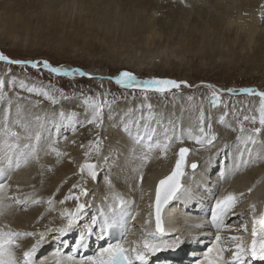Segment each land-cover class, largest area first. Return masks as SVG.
Masks as SVG:
<instances>
[{
	"label": "bare ground",
	"instance_id": "bare-ground-1",
	"mask_svg": "<svg viewBox=\"0 0 264 264\" xmlns=\"http://www.w3.org/2000/svg\"><path fill=\"white\" fill-rule=\"evenodd\" d=\"M9 1L11 0H2V3L4 5H1L0 3V10L1 9L5 10L6 9L5 6H11L8 3ZM48 1L53 4H57L61 0H48ZM160 1L161 0H83V3H81V1L71 0L70 1L71 4L68 3L67 5H70L69 8L70 10H73V13H75L77 21L72 22L69 20L68 22L69 24H68L66 23L67 18H65L60 22L59 26H61L63 29L66 27H70V28L72 27L74 29V30L72 29L74 34L81 33L82 35H84L86 33L87 36L89 35L90 37H95L96 39L101 41V43H104V45L108 46L107 48L113 47L112 44H114L115 42L117 45L116 46L117 56L122 55L126 51L125 48H127V50L128 48H133L131 47V44H133V41L135 40L138 41L140 37H144L145 38L144 44L147 48V52H145L146 57L148 58V60L149 59L154 60V59H157V56L154 57L153 50L156 47L160 49V47L162 46V44L159 43V40L167 37V39L170 40L171 43L175 41L174 40L172 42L173 36L171 33H166V35L161 33L162 30H165L163 29L165 26H163L164 24H163L162 19L160 18L154 19L152 18V15L150 16V13H153V14L159 13V15L161 16L163 15V13H165V11H168L169 9L168 6L164 7L163 4L162 5L160 4ZM12 2L15 3L14 6L20 7L19 11H22L28 4L25 0H12ZM262 2L264 1L263 0H256V1L255 0H186L187 5L184 6L182 5V3L174 5L172 7L174 8L172 10V13H167L168 15L166 16V18L170 21L169 23L173 25L174 28L178 26H183L182 24L184 23L187 28L185 30V33H188L190 38L192 37V39L190 40L197 41L199 39L198 30L202 26L206 28V33H208V35L205 33L209 37V40L205 41L207 42V44L209 45H211V43H213V45L216 44L219 47V49H221V44L223 45L224 43L223 40L226 38L227 40H229V41L226 40V45L230 47L229 49L231 50L230 55L237 57V58L241 57V59H244V60H248L247 62L250 63V66L254 68L256 64L258 66V63H262L264 61V14H263L264 12H262L263 15L259 14L258 17L254 15L256 11L255 9H258L259 5ZM12 7L13 6H11L10 8L12 9ZM52 9L54 10V8ZM117 9L118 10L120 9V12H123L122 14L123 18L121 19L120 22L114 23L112 19L114 17V12ZM239 10L243 12H247V13L250 12L249 13L250 16H251V13L254 12V14H252L254 17H252V19H250L249 22H247L248 21L247 18L244 19L239 14L233 15L234 11L239 13ZM6 13L4 14V12L0 11V38H3L4 41L9 40L10 38L11 39L14 38L12 36L17 30V28L20 29V27H25L28 24L26 21L21 20L19 18L10 19V16H7ZM85 18H87V21H82ZM146 20L150 22H146ZM190 42H187V43L181 42V44H179L180 48L177 46L178 48L176 49V51L178 52V50L184 49L185 53H190V52L198 53V54L202 53L196 47L195 48L197 50L194 48V46L192 47L193 44H191ZM10 44H11V40H10ZM199 45H202L204 47L209 46V45H203L202 41L201 43H199ZM229 50H227V53L229 52ZM169 61H170L168 62L169 64H166L167 61L165 64L169 65L168 70L170 72L174 70H179L177 68L178 65L176 64L178 62L175 63L174 60H170V59ZM161 65L162 64H160V66ZM87 76L90 77L91 75H87ZM211 89L216 90L219 95H223L224 93H227V91H224V90L213 89L212 87ZM4 94H5L4 97L9 99V100L5 99V101L6 100L8 102L10 101L13 105L17 104V105H20L21 108H24L23 113H22L23 116H21L19 112L17 113L16 110L18 109L15 110L16 115L14 118V122H12L13 124H16L18 122H23V123L29 124L33 128L39 127L42 130V127H40L41 125H38L37 127H35L36 124L34 125L33 121L35 117H41L42 119L45 120V125L43 124L44 125L43 127L44 139L42 140V145L44 147V150L46 151L45 153L43 152L44 150L40 151L38 154L39 158H41L42 156H48L49 159L51 160L55 159L56 157L55 153L49 152L48 149L46 148L47 142L51 138H53L54 140L61 139V142L59 143H61L62 148H60L59 151H63V156H65L64 154L66 150L68 151L71 150L70 147L74 148L73 145L66 146V145H69V143L73 141V140L68 141V138L70 136L73 137V134L77 131L76 127L84 121L79 120L76 122L75 117L72 118L71 120L64 119L63 120V122H65L64 125L66 124L65 128L62 127V129L60 128V130H57V132L53 134H50L47 128V125L54 124V117L56 114L58 115L57 117H58L60 125L54 124L55 127H53V131L55 130L56 127L62 126L63 125L61 121L62 118L59 116V113L63 111L66 116H70L72 111L76 112L78 110L77 108H74L75 107L74 105L72 106L71 104H68V103H65V104L62 103L60 104L58 108L44 109L45 106L37 107L28 102H22L23 100H21L20 104H18L19 101L15 103L14 102V99H16L14 98L15 96L12 95L13 96L12 97L6 92H4ZM0 98H3L2 94ZM133 104H131V102H128L126 105L123 104L121 106L116 107L115 113L116 111H119L120 113L119 116L117 114L118 117H117V121L115 122L116 127H119L120 125L126 123V126L123 129H121L122 132L119 133L115 129H111L112 125H110V123H108L107 125L104 123L106 126L103 125V129L107 131V135L109 136V142H108L109 144L105 152L106 154L102 158V162L100 163L99 166H97L100 172L98 174L100 181L107 178L110 174H113V172L116 173L117 169L124 167L125 162L128 163L130 159H135L134 153H133L134 149H135V156H140L143 151V149H141L140 146L134 143V136L138 128V127L135 128L137 126L136 123H134L135 120H130L133 122V123L131 122L133 124L132 126L130 124V121L128 122V120L127 122L119 120V118L123 119L122 116H124L126 112L129 113L131 110H133V112L135 110L136 112L140 111V110H137L138 108H136L138 105L135 107ZM201 104L205 105V102L201 101ZM130 107H132L133 109H131ZM160 109H161L160 107L158 108L155 107L154 110H157V111L156 112L153 111L151 113H153V115L155 113L157 114L160 111ZM212 109L213 108H210L208 112V117L206 118L209 121L206 120L205 124L216 122L218 126L217 128L219 130H216L215 126H212V129L216 133L217 138L220 139V141L218 142V145L216 144L219 149L215 148L213 151H211L212 153L210 155H206L209 149H208V146H205L206 144H204V145H201L202 147H200L196 153L193 151L191 152V155L188 159L187 173L184 178V188L186 187L187 192L183 194L185 196H183L182 201L185 207H189V209L193 211L192 207H194L195 203H202V204L208 205L210 200L215 198V195H216L215 193L218 192L219 190V189L217 190V187L221 186L223 183L231 181V183L227 185L228 187L223 186V190H225L227 193L229 192L234 193L233 191H236V189L237 190L240 189V192L244 193L243 192L244 190H242L241 187L246 185V182H247L248 186L251 187L252 191L250 193H248L249 192L248 191L247 192L248 194L244 193L243 197H245V195L248 196L247 198L248 203L245 204L244 206H241L240 204L239 205L241 206L239 207L240 211L239 213L237 212L235 216L237 218V223H239L236 227L238 229L236 235H238V232L242 231L243 233H245L244 240L248 241L250 239L247 238L246 236L249 235V237H251V229H252V213H251L250 206L253 204L257 205L258 202L263 203L264 201V191H263L264 167H263V170L258 175H256L255 177H252V173H249L248 170L244 166L248 161V156H251V155L245 152L244 155H246V157L243 156V161L241 160V157L237 155L236 156L232 155L233 159L230 158L229 153H234L232 151H235L236 154H240V149H241V145L237 144L238 141L236 139L237 137L235 135V132L231 130L232 132L230 133L229 131L230 129H233L236 127L235 122L234 120H232V117H230L229 115H227L224 118L225 122L223 124L219 122L220 118L222 116H225V113L227 112L225 111L226 109L225 105H221L218 108H214L215 110L214 109L212 110ZM210 114H213V115L209 116ZM1 115H2V111H1L0 117H2ZM24 115H26L25 117L27 118H21V117H24ZM80 115H81V112H80ZM47 117H51L52 119L47 121L46 120ZM145 118H148V119H145ZM145 118L141 120V122L145 121V123L142 125H146V126L149 125V126H152V128L154 129V127L156 126L154 123H156L157 118L151 121V124L149 121L150 118L147 116ZM210 118H213L214 120L213 119L210 120ZM79 122L80 124H78ZM119 122L120 123L122 122V124L119 125ZM111 123L114 124V121H111ZM197 125L198 123L196 121H192L190 127L197 130ZM156 127L158 131H155V134H154L155 139L162 140L165 134L168 135V132L164 131L162 127L160 126H156ZM68 133H72V134L67 135ZM186 133H187L186 131H183L181 133L182 138H185L187 136ZM122 134L130 138L127 139L123 137ZM173 135H170V136H173ZM262 136H264V130L259 137L262 138ZM173 137L175 138L178 136L175 135ZM259 137L257 138L259 142L252 149L253 156H251L249 160L257 159L258 157L257 153L260 152L264 147L262 145L261 149L257 151L261 143L263 142L262 139H260ZM184 141H187V140L183 139V143H179V142L173 143L166 157H162L161 153L158 150L153 151L150 154L151 158H150V161L148 162V165L150 166L146 167L147 171L144 175L143 182L142 183L139 182V184L137 183L140 193L138 190L135 201L133 199L135 195L131 196L130 194L133 191L136 192L137 184L136 182H128V181H129V177L131 176L133 178L137 177L136 175L137 171H134V169H137V165H132L131 167H129L128 171L126 170L127 172H125L124 175L122 173L121 176L124 180H119V181L112 183L111 188L109 186L105 188L108 191L110 190L113 191V193L110 195L111 197H109L110 199L109 198L106 199L107 194L109 193H106L104 195L99 194L100 197H98L96 201L95 200L91 201L92 199L89 198L88 200H86V203H85L84 202L85 200L82 199L80 203H84L87 206L82 216L81 227L83 228L85 226L86 221L91 222L92 220H98V221L103 220L102 215L95 218V216L98 215L99 213L97 207L98 205H100V207H102L103 209L108 210L105 213H110L108 202L112 203V196L115 193H119L123 195L126 199L134 201V204L131 206L130 209L137 208V213H139L143 218L145 217L147 218L148 213L150 212L149 211L150 201H149L148 195L144 197V193L141 191H143L145 187L147 186L149 187L150 185H151V191H153L155 188V184H156L155 181L158 178L165 176L173 169L175 165V161L177 159L176 154H177L178 149H180L181 147H190L189 142L187 141L184 143ZM132 143H134L133 149L130 148L132 146ZM224 147L226 148L224 149ZM221 151L227 152V153H221ZM157 154L161 155L158 159H162L159 161V163L156 162L158 161V159L156 160L153 159L154 155H157ZM219 154H223L224 157L222 155L220 156ZM237 157H238V160H237ZM71 160L72 159L66 160V162H64L63 164L57 167L58 174H53L54 172L51 175H48V173L46 174L45 172L41 173L42 169L40 170V172L39 171L36 172V173H40V176L36 175V177H40V178L36 182L32 183V186H33L34 192L38 191L37 196L34 199L40 201V203L34 204L32 203V198H30L26 205H16L15 202H11L9 199H7L8 197H11L13 195L14 191L10 190L7 187L3 193H0V197L4 198V203L6 204L7 202H9L12 205L11 209H8L6 211V214L3 217H0V227H3L5 225L15 226V229L19 232H25V231L45 232L46 242L41 246V249L37 253V257L39 260L46 261L47 264H55L56 259H57V257L55 256V253L50 256H46V255H48V253L52 249L56 248L57 247L56 244H58L57 233L50 231V229L59 227L64 222L61 218V215L56 216V210L63 212L64 210L62 208L64 207V204H66V203L61 204L60 201L65 200V197L69 196L70 193L74 195V193H76V191H79L82 187L85 188L87 191L89 190V194L85 196L86 198L90 196V192L96 191V190L97 191L102 190V189H99V185H98L99 182H97L96 183L97 185H96L95 183H92L93 181L92 179L91 181L87 179L83 180L81 187H79L78 184L75 185L77 187H74L72 184L64 185L65 182L68 180V179H65L66 176L76 171V167L73 166V162ZM223 160L226 161V164L225 162H223ZM37 161L38 160H35V162ZM195 161H199L201 165L200 167H198L199 169L197 171L192 172L189 170V165ZM220 162H223L222 165H220L221 164ZM260 162H262V160ZM31 166L34 167L33 162L32 163L30 162L28 167L22 166L16 172L15 171L7 172V163L4 159L2 150H0V170H3L6 173V174H0V183H6L8 186L17 184L19 182L18 181L19 176H21L23 180H26L29 177V167ZM38 166L41 167V165L39 164ZM97 168H96V172H97ZM219 170H221V172L218 174ZM238 174L241 175L242 177L236 178L235 176ZM11 175H13L12 178L10 177ZM36 177H34V179H36ZM102 186H104V184H102ZM29 190L31 189L29 188ZM22 194H24V196L23 197L19 196L20 198H27L24 192H22ZM180 196L181 195H179L178 198H176L174 202L166 209L164 217L171 215L172 214V212H170L171 208L174 207L173 210L176 211V215H174L173 218L176 221H178L180 225L182 224L184 225L185 222H189L190 224L195 225L196 220L188 217L190 213H185L188 211H183L181 209L182 203L179 198ZM48 198H51V200L53 201L54 207L44 209L46 205L43 206L42 204H47ZM70 200H74V199H68L66 202ZM67 210H71V209L67 208ZM43 211H45V213L44 215H41ZM93 216H94V219L92 218ZM259 216L260 215H258V217ZM245 225L247 226V231L243 230ZM99 227H100L99 223H97L94 232H98ZM186 229L188 231H191L193 227H186ZM79 230H80L79 228L76 229L74 234H77ZM205 230L206 229L196 228L194 230L195 232L192 233L193 235L189 237L188 243L189 244L196 243L197 240H199L198 236L201 235V233H203ZM178 234L179 233L172 234L171 236H167L165 239L173 240L176 237L175 235H178ZM232 235L234 234H231V236ZM33 242L34 241L31 238H25V239L20 240L19 243L21 247L16 250L17 256L22 257L23 251H26L27 248L30 247L31 243ZM92 245L93 243H91L90 238H89L88 244L86 247L88 248V250L91 251V253H95L100 247H95V245L93 246ZM229 249H231V247H229ZM184 250L188 253L191 250V248L188 246ZM82 256H83V253L78 255L75 259L79 261L81 260ZM64 257H67V255L62 254L61 259ZM178 263H181V260H179Z\"/></svg>",
	"mask_w": 264,
	"mask_h": 264
},
{
	"label": "rangeland",
	"instance_id": "rangeland-1",
	"mask_svg": "<svg viewBox=\"0 0 264 264\" xmlns=\"http://www.w3.org/2000/svg\"><path fill=\"white\" fill-rule=\"evenodd\" d=\"M25 1L28 4L22 11H19L20 8L19 6H14L15 3L12 2V0L8 2L9 5L13 6L12 9L10 8L11 6H5L6 8L5 10L3 9L0 10L4 12V14L8 12L6 14L7 16H10V19L19 18L28 23L27 26L25 27H20V29L17 28V30L12 36L14 37L12 38L13 40L10 38L9 40L4 41L3 38H0V54H3L13 60L22 61L24 62L25 65H30V63L32 62H38L41 65V67L39 69H35L30 66H22L16 64L8 65L4 62H0V79L5 81V89L3 90V93H0V97L1 94L3 96V98H0V114L2 111V115H1L2 117H0V120L2 119L0 121V126L4 124L5 118H9L11 122H14L16 111L17 113L19 112L21 116H23L22 113L24 110V108H21L20 105L17 104L13 105L10 101L9 102L7 100L5 101V99L8 98L4 97L5 95L4 92L8 93L10 96L12 95L15 96L14 97L16 98L14 99L15 103L19 101L18 104H20L21 100H23L22 102H28L37 107L45 106L44 109H55L58 108L62 103L64 104L68 103L71 104L72 106L74 105L75 106L74 108L78 109L76 111L77 116L75 117V121L77 122L79 120H82L84 122L80 121L82 122V125H80V127L78 126L79 130H77L78 127H76L77 131L75 132V134H73V137L74 136L75 137L72 139L73 140L72 145H74L75 143L74 145L75 149L73 151L72 150L68 151L70 156L68 155L66 156V153L64 154L65 162L66 160L72 159L71 161L73 162V166L76 167L75 172L66 176L65 179L68 180L65 182L64 185L72 184L73 186H75L78 184V186L81 187L83 180L85 179L91 180V177L89 175L83 174V172H82V176H84V178L83 177L80 178V176L77 175V171H79L82 168L84 162L91 164L89 156L92 159L96 160L98 154L102 156V154L106 151L107 146L109 144L108 143L109 136L107 135V131L103 129V125L105 124L107 125L108 123H110V125H112L111 129H115L119 133L122 132L121 129H123L126 126V123H124L125 124L124 125L122 124V122L121 123L119 122V125L120 124L122 125L116 127L115 122L117 121V117L119 116L120 113L119 111H116L115 113V110L116 107L121 106L123 104L126 105L128 102H131V104H133L134 102L133 105L135 107L138 105L136 108H138L137 110H140L141 112L140 111L136 112V110L133 112V110H131L129 113L126 112V114L122 116L124 120L120 118L119 120H122L124 122H127V120L128 122L130 120H135L134 123H136L137 125L138 121L140 124L145 123V121L141 122L142 119L140 116H142V114H143V119L146 116L150 118L149 120L150 124L151 121L157 118V121L154 124L156 126L162 127V129L168 132V134L171 133L169 134V136L173 135L174 133H180V132L182 133L183 131H186L187 136L183 139L189 142L190 148L195 153L202 146L196 144L190 138V133L192 135L199 134L198 130L191 128L190 125L192 121H196L198 123V118L201 115V113L204 116V121L206 120L209 121L206 117H208V112L210 108L214 109L220 107L221 105H225L226 107L225 111H227L226 112L227 115L232 117V120H234L236 125L235 129L236 130L238 129L237 131L235 130V132H237V135L240 133L239 125L241 122L244 123V127L246 130L251 129L253 127H259L258 123L256 125H252L249 122L243 121V117L245 115H249V116L258 115V106H259L258 97L239 95V94L229 96L227 93H224L222 95L223 97L220 99L221 100V103L219 104L220 106L213 107L212 104L210 103L212 98L211 94L213 92L211 87L213 89H219L224 91H227L228 89H235L237 90V92H239L237 88H244V87L253 88L258 91H264V61L262 63H258V66L256 64L255 67L253 68L252 66H250V63L247 62L248 60H244L241 59V57L237 58L230 55L231 50H229L230 47L226 45V40H227L226 38L223 40L224 41L223 45L221 44V49H219V47L216 44L214 45L213 43H211V45L207 44V42L205 41L209 40V37L207 36L208 33H206V28L203 26L200 28L198 27L199 28L198 35L200 40L198 39L197 41L190 40L192 39V37L190 38L188 33H185V30L187 28L184 23L182 24L183 26H178L174 28L173 25L169 23L170 21L166 18V16L168 15L167 13H172V10L174 9L172 7L176 4L182 3V5L184 6L187 5L186 0H161L160 4L161 5L163 4L164 7L168 6L169 8L168 11H165V13H163V15L161 16L159 15V13H154V14L150 13V16L152 15V18L162 19L164 24L163 26H165L163 29L165 30H162L161 33H163L164 35H166V33H171L173 36L172 42L175 40L174 42L176 43V44L174 42L171 43V41L168 40L167 37L159 40V43L162 44V46L160 47V49L156 47L153 50L154 57L157 56V59L154 60L153 59L148 60V58L146 57L145 52H147V48L144 44L145 43L144 37H140L138 41L136 40L133 41V44H131V47L133 48H128V50L127 48H125L126 51L122 55L117 56L116 55L117 45L115 42H114L115 45L112 44L113 47L107 48L108 46L104 45V43H101V41H99L95 37H90L89 35L87 36L86 33L84 35H82L81 33L74 34L73 32L74 29L72 27L71 28L66 27L63 29L61 26H59L60 22L63 19L67 18L66 23H68L69 20L72 22L77 21L75 13H73V10H70L69 8L70 5H67L68 3L71 4L70 2L71 0H61L57 4H53L48 0H25ZM76 1H81V3H83V0H76ZM0 3L1 5H4L2 3V0H0ZM52 8H54V10ZM262 9L264 10V2H262L259 5L258 9H255L256 11L254 10L255 14L254 12L251 13V16L249 14L250 12L247 13L241 10H239V13L234 11L233 12L234 14L233 13L232 14L233 15L239 14L242 18L244 19L247 18L248 19L247 22H249V20L252 19V17H254L252 14L258 17L259 14H262V12H264ZM122 14L123 12H120V9L119 10L117 9L114 12L115 18L113 17L112 19L113 22L114 23L120 22L121 19L123 18ZM82 21H87V18H85ZM146 22H150V21L146 20ZM10 40H11V44H10ZM12 41L14 42V44ZM201 41L203 45H209V46L204 47L202 45H199ZM181 42H186V43L190 42L191 44H193L192 47L193 46L194 48L196 47L203 54L192 53V52L185 53L184 49L178 50L177 52L176 49L179 47V44H181ZM227 50H229L228 53ZM169 59L174 60L175 63L178 62L176 64L178 65L177 68L179 70H174L172 72L168 70L169 65L166 64H169L168 63L170 62ZM44 61H47L53 67H62L65 70H70L71 68H73V70L76 69V72L88 71L89 74L91 75L90 77L92 78H89L88 76L81 77L80 75H76L75 77H69V76H61V75H56L54 73H50L42 68V64ZM160 64L162 65L160 66ZM67 67H69V69ZM124 71L131 72L140 80H147L154 78L175 80L177 82H180L182 84V87L178 90L173 89L172 92H168L163 95L154 92H149L147 94L148 99L145 100L144 93L140 92L138 89L125 90V89H121V87L119 88L116 86V83L114 82L113 79H115L121 72ZM13 81H15L14 84ZM21 82L25 85L24 88H21L20 86ZM183 82H187V84L191 85V87H184ZM27 88H35L36 92L30 93L29 91H27ZM43 91H48L50 94L55 96L59 100V103L53 105L43 95L37 94ZM61 93H63L64 96L67 97V99L61 98ZM88 96H91L93 98L99 97L101 100L107 98L109 102V106H106L102 113V119L98 121V123H100V127L98 128L94 124L88 125V123H86L87 119H89L92 115L91 111L86 110V108L83 106V100ZM201 101L205 102V105L201 104ZM207 104L210 105L208 106ZM147 105H151L153 109L151 108L149 110ZM155 107L157 108L160 107L161 109L157 114L155 113L153 115V113L151 112L157 111L154 110ZM130 108L133 109L132 107ZM211 115L213 114H210L209 116ZM227 115H225L224 118ZM25 116L26 115H24V117L21 118H27ZM57 116L58 115L56 114L54 117V124L60 125ZM51 119H52L51 117H47L46 120L49 121ZM212 119L213 118H210V120ZM63 120L64 119L61 120L63 125L60 127H56L57 129L55 128L54 131H53V127H55L54 124L47 125L49 133L53 134L56 133L57 130H60V128L61 129L62 127L65 128L66 124L64 125L65 122H63ZM111 121H114V124H112ZM33 122L34 125L36 124L35 127L41 125L40 127H42V132H43L45 120L42 119L41 117H35ZM80 122L78 124H80ZM131 122L132 121H130V124L132 126L133 122L132 123ZM210 124L212 126H215L216 130H219L217 128L218 126L216 122ZM205 125L207 126V124ZM156 126L154 127V129L155 131H158ZM137 127L138 125L135 128ZM147 127L153 129L152 126L147 125ZM231 130L232 129L229 130L230 133L232 132ZM122 136L127 139L130 138L124 136L123 134ZM97 140L100 142L99 151H96L95 142ZM187 141H184V143ZM219 141L220 139L217 138L213 144L211 145L206 144L205 146H209V151L207 153H211L213 149L218 148L217 145ZM262 141L263 142L261 143L260 148L262 145L264 146V138L262 139ZM237 144H239V142ZM57 146H58V150L62 148L61 143H57ZM253 147L254 146H252V149ZM130 148L131 149L134 148V143H132V146ZM61 152L63 153V151ZM252 153L251 156H253ZM105 154L106 153H104V155ZM221 155L223 156V154ZM236 155L240 156V154H236ZM257 155L258 158H260V160H262L263 163L262 162L257 163V165L259 166L253 172H251L252 175L259 174L263 170L264 147L260 152L257 153ZM160 156H161L160 154L154 155L153 159L156 160ZM244 156L246 157V155ZM251 156H248V160ZM60 160H61L60 158H55L53 160L51 159L48 160L47 158H45L44 165H46L47 163L48 164L55 163ZM160 160L162 159H158V161L156 162L159 163ZM140 164H141V160L130 159L128 163L125 162L124 167L117 169L116 173L113 172V174H110L107 178H105L106 180L103 179L102 181H100V179L98 178L97 182H99L98 184L99 189L102 190L101 191L96 190L95 192L92 191L90 192V196H94V199L96 201L98 199L99 193L101 195H104L109 192L108 190L105 189L109 186L108 185L109 180L111 181V184L119 180H124L121 176L122 173L124 175L125 172L128 171L129 167H131L132 165L140 166ZM99 165L100 163L97 166ZM144 168H143V173L145 175ZM47 172H50L48 173V175H51L53 173L51 167H47L46 174ZM41 173H44L43 169ZM78 173H80V171ZM37 175L40 176V173H37ZM39 178L40 177H36L34 182L39 180ZM137 183L139 184V180ZM102 184H104V186H102ZM241 188L242 190H244L243 191L244 193L248 194L249 192L247 193V191L251 187H249L248 184L246 183V185ZM218 189L219 186L217 187V190ZM79 191H76L74 195L77 194L79 195ZM238 191H240V189ZM106 199L108 198L106 197ZM81 200L82 198L80 196V202ZM240 201L242 202L241 206L247 204L248 202L247 195H245V198L242 197ZM76 203L77 202L75 200H71L69 205L74 206ZM239 233L238 235L242 236L243 239H245L244 238L245 233H243L242 231H240ZM246 237L248 238L249 235ZM229 247L233 248V245L231 244V246Z\"/></svg>",
	"mask_w": 264,
	"mask_h": 264
},
{
	"label": "snow or ice",
	"instance_id": "snow-or-ice-1",
	"mask_svg": "<svg viewBox=\"0 0 264 264\" xmlns=\"http://www.w3.org/2000/svg\"><path fill=\"white\" fill-rule=\"evenodd\" d=\"M0 62H4L8 65H22L30 66L35 69H39L41 65L38 62H32L30 65H25L24 62L19 60H13L9 57L0 54ZM42 68L50 73L56 75H63L69 77H75L80 75L81 77L87 75L85 72L68 71L59 67H53L47 61H44ZM92 78V77H89ZM114 82L124 89H138L144 93V99L147 100V94L154 92L158 94H165L172 92L173 89H180L182 84L175 80L170 79H147L140 80L134 74L128 71L121 72L114 80ZM15 81H13V84ZM21 88L25 85L21 82ZM184 87H191L187 82H183ZM211 87V86H209ZM5 88V81L0 79V93H3ZM30 93H35V88H27ZM47 98L53 105L59 103V100L50 94L48 91L37 93ZM227 94L233 95H248L256 96L259 98L258 115H245L243 121L249 122L252 125L258 123L259 127H253L246 130L244 123L239 125L240 135L237 136V141L241 145L240 157L243 161L244 153L249 155L252 153V146H255L259 141L258 137L264 130V91H258L253 88H242L237 92L235 89H228ZM212 98L210 103L213 107L219 106L220 95L216 90H213L211 94ZM61 98L67 99L63 93ZM83 106L86 110H90L92 115L87 119L86 123L94 124L97 128L100 127V121L102 119V113L106 106H109L107 98L101 100L99 97L93 98L91 96L86 97L83 100ZM148 109H151V105H147ZM227 115V113H225ZM62 119H69L77 116L76 112H72L70 116H66L63 111L59 113ZM143 119V114L141 116ZM221 124L225 122L224 116L220 118ZM138 128L134 136V143L143 149L140 156H135V149L133 150L134 158L141 160V164L138 169H134L139 173V182H143L144 173L142 169L150 161V154L153 151L158 150L162 157H166L168 151L172 147L173 143H183L182 137H172L167 134L163 139H155V129L142 125L137 122ZM143 129V130H141ZM197 130L199 135H192L190 138L199 145L213 144L217 139L216 133L212 129L211 124L205 126L204 116L201 115L198 118ZM233 131L236 129L233 128ZM43 132L37 127L33 128L29 124L18 122L13 124L9 118H5V122L0 126V150H2L4 159L7 163V172L17 171L22 166H27L31 161L38 160V154L44 150L42 145ZM58 141H52L47 145V149L51 153H55L57 157L63 155L56 147L55 144ZM99 141L95 142L96 151H99ZM190 152L189 148L181 147L178 151L175 166L171 173L159 180L155 187V200L154 204H150L149 207L155 209V229L141 230V238L139 241H129L127 236L130 232L128 228V222L135 219V215H132L130 211L134 201L126 199L123 195L115 193L112 196V203L109 204L110 213H101L103 220H92L87 227H81L82 216L85 212L86 204L80 203V196H87L86 189H81L79 195H72L65 197V200H61L60 203L64 204L68 199H74L77 203L74 210L65 209L61 212V218L64 221L59 227L50 229V231L57 233V239L68 236L69 233H74L76 229H80L77 233L78 238L73 236V243L75 249L79 250L86 247L88 240L95 231L97 223L100 226V235L104 236L105 232L113 229H122L120 238L115 243L108 244L107 247H103L95 256L88 257L87 259H81L77 261L74 255L62 257V253L57 250L55 256L57 257L55 264H149V257L155 255L158 252L168 249H174L184 243L179 237L173 240H166V235L163 222L161 218L162 209L172 200L178 198L187 192L182 184V177L185 175L184 169L186 167V157ZM198 165L196 163L191 164V169L195 171ZM88 170V173L98 179L96 173V165L85 164L82 166L81 171ZM0 174H6L3 170H0ZM10 178V177H9ZM108 185L111 188V181H108ZM8 187L6 183H0V193ZM77 187V186H74ZM249 193L252 191L250 188ZM244 193L235 194L227 193L221 195L215 200L214 206L211 210V224L219 233L221 231H231L226 224V220L230 213H233L236 205L240 202ZM7 199L13 200L16 205H26L30 198L20 197H8ZM32 203H40V201L32 199ZM49 205L53 203L50 199ZM11 204H5L4 198L0 197V217L6 214L8 209H11ZM251 207L252 213V229H251V242H246L242 236L232 235L223 238L221 235H216L215 244L209 247L204 253L203 259L197 260L196 264H246L247 261H260L264 262V213H261L259 217L256 215V205ZM139 215V213H136ZM242 218V217H241ZM146 225L151 224V213L149 218L145 221ZM244 231H247V226H244ZM25 238H31L34 242L26 251H23L22 257L17 256V249L21 247L19 241ZM46 242L45 232L25 231L18 232L12 230L9 226L5 225L0 227V264H47L46 261L39 260L37 257L38 251L41 246ZM231 243L234 247L229 249L224 247L225 244ZM229 253V258H225V254Z\"/></svg>",
	"mask_w": 264,
	"mask_h": 264
}]
</instances>
